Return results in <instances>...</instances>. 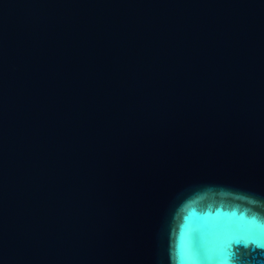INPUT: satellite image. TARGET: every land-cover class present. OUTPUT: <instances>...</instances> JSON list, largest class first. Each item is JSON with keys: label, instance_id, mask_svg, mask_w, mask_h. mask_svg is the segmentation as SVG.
Returning <instances> with one entry per match:
<instances>
[{"label": "water", "instance_id": "95a60500", "mask_svg": "<svg viewBox=\"0 0 264 264\" xmlns=\"http://www.w3.org/2000/svg\"><path fill=\"white\" fill-rule=\"evenodd\" d=\"M0 264H264V0H0Z\"/></svg>", "mask_w": 264, "mask_h": 264}]
</instances>
